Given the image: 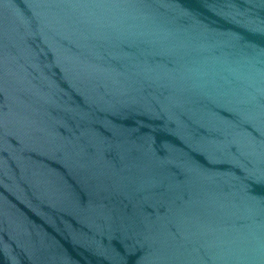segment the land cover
<instances>
[{
	"label": "water",
	"instance_id": "obj_1",
	"mask_svg": "<svg viewBox=\"0 0 264 264\" xmlns=\"http://www.w3.org/2000/svg\"><path fill=\"white\" fill-rule=\"evenodd\" d=\"M0 264H264V0H0Z\"/></svg>",
	"mask_w": 264,
	"mask_h": 264
}]
</instances>
